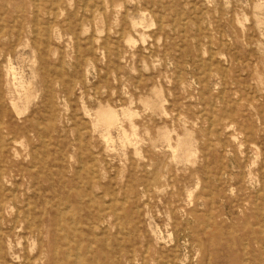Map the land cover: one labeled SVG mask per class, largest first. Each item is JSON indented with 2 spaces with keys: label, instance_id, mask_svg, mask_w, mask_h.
Returning a JSON list of instances; mask_svg holds the SVG:
<instances>
[{
  "label": "rangeland",
  "instance_id": "374dc122",
  "mask_svg": "<svg viewBox=\"0 0 264 264\" xmlns=\"http://www.w3.org/2000/svg\"><path fill=\"white\" fill-rule=\"evenodd\" d=\"M263 225L264 0H0V264H264Z\"/></svg>",
  "mask_w": 264,
  "mask_h": 264
},
{
  "label": "bare ground",
  "instance_id": "6f19581e",
  "mask_svg": "<svg viewBox=\"0 0 264 264\" xmlns=\"http://www.w3.org/2000/svg\"><path fill=\"white\" fill-rule=\"evenodd\" d=\"M57 8V7H56ZM41 16V15H40ZM91 16V15H90ZM50 20V19H49ZM49 26V25H48ZM4 26H2V28H3ZM2 30V29H1ZM19 31V30H18ZM35 32V31H34ZM92 36H93V34H92ZM28 40V39H27ZM107 41V40H106ZM28 43V42H27ZM77 43H78V41H77ZM92 44V43H91ZM27 45H29V44H27ZM107 48V47H106ZM85 57V56H84ZM25 58V57H24ZM36 60V59H35ZM9 61V60H8ZM36 62V61H35ZM37 63V62H36ZM9 64V63H8ZM34 64V63H33ZM60 64H62V62L60 63ZM61 67V66H60ZM9 68V67H8ZM12 68V67H11ZM9 70V69H8ZM11 70H13V69H11ZM9 73V71L7 72V74ZM12 73H15V72H12ZM9 75V74H8ZM15 76H16V74H15ZM14 78V77H13ZM16 79V78H15ZM15 81V80H14ZM13 82V81H12ZM29 82V81H28ZM20 83V82H19ZM16 84V83H15ZM14 84V85H15ZM31 84V83H30ZM23 85V84H22ZM18 86H19V84H18ZM21 86V85H20ZM24 86V85H23ZM30 87V86H29ZM32 87H34V86H32ZM27 88V87H26ZM25 89V88H24ZM18 90V89H17ZM23 90V89H22ZM28 91V90H27ZM21 92V91H20ZM26 92V91H25ZM33 92H35V91H33ZM32 92V93H33ZM38 92V91H37ZM14 93V92H13ZM30 93V92H29ZM19 94V93H18ZM31 94V93H30ZM34 94V93H33ZM18 96H20V95H18ZM36 96V95H35ZM33 97V96H32ZM27 99V98H26ZM33 99V98H32ZM224 99V98H223ZM22 104V103H21ZM27 104H29V103H27ZM82 104H84V103H82ZM103 105V104H102ZM101 106V105H100ZM214 106H215V104H214ZM110 107V106H109ZM87 108V107H86ZM85 108V109H86ZM101 108V107H100ZM100 108H98L100 111H102ZM18 109V108H17ZM20 109V108H19ZM217 109V108H216ZM98 110V111H99ZM205 110V109H204ZM17 111H19V110H17ZM89 111V110H88ZM87 111V112H88ZM89 112H91V111H89ZM201 112V111H200ZM21 113V112H20ZM101 113V112H100ZM18 114V113H17ZM101 114H103V112L101 113ZM214 114V113H213ZM88 115V114H87ZM90 115V114H89ZM205 115H207V114H205ZM19 116V115H18ZM209 116V115H208ZM103 117V116H102ZM120 118V117H119ZM118 118V119H119ZM117 119V120H118ZM213 119V118H212ZM117 120L116 121H114V122H117ZM119 120H121V119H119ZM211 120V119H210ZM96 121H98V120H96ZM123 121V120H122ZM99 122V121H98ZM96 123V122H95ZM94 124V123H93ZM97 124V123H96ZM119 124H121V123H119ZM97 126V125H96ZM106 126V125H105ZM113 126H115V125H113ZM110 128V127H109ZM108 127H107V129H109ZM95 130V129H94ZM105 130V129H104ZM110 131V130H109ZM108 132V131H107ZM167 134V133H166ZM171 135V134H170ZM169 135V136H170ZM101 136V135H100ZM104 136V135H103ZM166 136V135H165ZM172 136V135H171ZM106 137V136H105ZM9 138H11V137H9ZM104 138V137H103ZM170 138V137H169ZM107 139H105V141H106ZM108 141V140H107ZM129 141H131V139L129 140ZM109 142V141H108ZM131 142H129V144H130ZM133 143V142H132ZM131 143V144H132ZM173 143V142H172ZM127 144V143H126ZM130 144V145H131ZM153 144V143H152ZM133 145V144H132ZM131 145V146H132ZM173 145V144H172ZM179 145V144H178ZM188 145H190V144H188ZM134 146H136V145H134ZM169 146V145H168ZM109 147V146H108ZM173 147V146H172ZM193 147V146H192ZM137 148H138V144H137ZM189 148V147H188ZM107 149V148H106ZM109 149V148H108ZM161 149V148H160ZM172 149V148H171ZM175 149V148H174ZM174 149H172L173 151H174ZM178 149V148H177ZM111 151V150H110ZM140 151V150H139ZM179 151V150H178ZM189 151V150H188ZM194 151V150H193ZM113 152V151H112ZM185 152V151H184ZM140 154V153H139ZM167 154V153H166ZM141 156H142V154H140ZM176 155V154H175ZM194 155H195V153H194ZM135 160V159H134ZM177 161V160H176ZM181 162V161H180ZM82 163V162H81ZM108 163V162H107ZM83 165V164H82ZM81 165V166H82ZM32 167H34V166H32ZM81 168V167H80ZM93 168V167H92ZM224 170V169H223ZM171 177V176H170ZM26 178V177H25ZM34 186V185H33ZM232 191H234V189L232 190ZM191 195V194H190ZM106 202V201H105ZM235 202V201H234ZM68 206V205H67ZM11 207H13V206H11ZM35 207V206H34ZM66 207V206H65ZM61 210V209H60ZM66 210V209H65ZM68 210V209H67ZM18 216V215H17ZM264 226V225H263ZM159 227V226H158ZM210 227V226H209ZM21 228V227H20ZM64 228V227H63ZM161 228V227H160ZM129 232V231H128ZM21 240H22V238H21ZM189 242V241H188ZM34 243L35 242H33V245H34ZM247 243V242H246ZM21 244V243H20ZM35 244H37V243H35ZM150 244V243H149ZM36 246V245H35ZM34 246V247H35ZM32 249H34L33 247H32ZM245 249V248H244ZM30 250H31V248H30ZM147 253V252H146ZM145 253V254H146ZM77 254V253H76ZM18 255V254H17ZM247 255V254H246ZM78 256V255H77ZM20 258V257H19ZM77 258V257H76ZM21 259V258H20ZM165 261H167V260H165ZM169 263V262H168ZM174 263V262H173Z\"/></svg>",
  "mask_w": 264,
  "mask_h": 264
}]
</instances>
